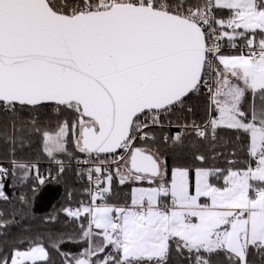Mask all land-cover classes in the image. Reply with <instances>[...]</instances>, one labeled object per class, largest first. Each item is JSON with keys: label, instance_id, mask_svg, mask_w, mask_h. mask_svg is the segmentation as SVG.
Returning <instances> with one entry per match:
<instances>
[{"label": "snow or ice", "instance_id": "snow-or-ice-1", "mask_svg": "<svg viewBox=\"0 0 264 264\" xmlns=\"http://www.w3.org/2000/svg\"><path fill=\"white\" fill-rule=\"evenodd\" d=\"M0 157V264H264V0H0Z\"/></svg>", "mask_w": 264, "mask_h": 264}, {"label": "trees", "instance_id": "trees-1", "mask_svg": "<svg viewBox=\"0 0 264 264\" xmlns=\"http://www.w3.org/2000/svg\"><path fill=\"white\" fill-rule=\"evenodd\" d=\"M18 156L23 157L25 160L39 159L40 163L49 161L46 156L39 154L38 144H34L26 151L18 153ZM64 157L65 156H61L60 158L64 161H68L66 160L68 158ZM169 163H171V159L169 160ZM5 166H8L7 162L5 163ZM40 169H43V167L40 166ZM9 183H11L10 180ZM84 189H86V183L80 176L77 175V171L73 167L66 166V170L61 177L60 183L52 184L46 187L44 189L43 195L38 198L36 208L37 215H43L45 213L51 212L53 211V208L59 209L62 206H67V202L69 200V198L67 197V193H71L70 203L72 207H75L77 205V202L83 199ZM127 191V188L116 186V192L119 195H123ZM9 195H11L10 190ZM8 207L9 205H7L5 208ZM36 222H38L39 225V221ZM55 228L70 232L76 228V224L71 220L66 219L64 215H60L58 218V223L55 224ZM12 231H18V229H13Z\"/></svg>", "mask_w": 264, "mask_h": 264}, {"label": "built area", "instance_id": "built-area-1", "mask_svg": "<svg viewBox=\"0 0 264 264\" xmlns=\"http://www.w3.org/2000/svg\"><path fill=\"white\" fill-rule=\"evenodd\" d=\"M64 162H65L66 166L73 167L77 172L83 171V169L87 167L86 165H83L82 163H78L77 159H72V160H68V161H64ZM40 166L43 167V169H40L41 172H46V170L50 169L52 166L56 167V165L54 163H52L50 160L48 162L40 163ZM81 178L86 183V188L89 187V185L87 183L86 175L81 177ZM82 200L87 201L88 200L87 195L84 194V197Z\"/></svg>", "mask_w": 264, "mask_h": 264}, {"label": "rangeland", "instance_id": "rangeland-1", "mask_svg": "<svg viewBox=\"0 0 264 264\" xmlns=\"http://www.w3.org/2000/svg\"><path fill=\"white\" fill-rule=\"evenodd\" d=\"M69 152H72V147H71V145H69ZM64 158H68V159H66V160H71V158L68 157V156H65ZM0 159H2V158H0ZM72 159H73V158H72ZM50 169L53 171V174H55L56 167H55V166H52ZM10 181H11V180H10ZM6 206H7V204H4L3 202H0V208H5ZM35 224L38 225V222H35ZM68 232H69V231H68Z\"/></svg>", "mask_w": 264, "mask_h": 264}, {"label": "crops", "instance_id": "crops-1", "mask_svg": "<svg viewBox=\"0 0 264 264\" xmlns=\"http://www.w3.org/2000/svg\"><path fill=\"white\" fill-rule=\"evenodd\" d=\"M66 247H71V245H66Z\"/></svg>", "mask_w": 264, "mask_h": 264}]
</instances>
